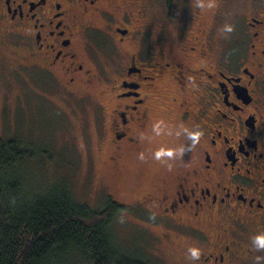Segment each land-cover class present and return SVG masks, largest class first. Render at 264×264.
Masks as SVG:
<instances>
[{
	"label": "flooded vegetation",
	"instance_id": "flooded-vegetation-1",
	"mask_svg": "<svg viewBox=\"0 0 264 264\" xmlns=\"http://www.w3.org/2000/svg\"><path fill=\"white\" fill-rule=\"evenodd\" d=\"M5 53L20 58L25 120L53 100L91 105L113 169L139 163L158 126L181 133L185 156L132 210L155 245L200 249L189 264H264V0H0Z\"/></svg>",
	"mask_w": 264,
	"mask_h": 264
},
{
	"label": "rangeland",
	"instance_id": "rangeland-1",
	"mask_svg": "<svg viewBox=\"0 0 264 264\" xmlns=\"http://www.w3.org/2000/svg\"><path fill=\"white\" fill-rule=\"evenodd\" d=\"M232 13L233 3L223 10L224 19L219 25L216 23L217 36L221 40L228 38ZM17 60L20 58L8 53L0 57V138L14 140L24 153L20 167L27 171L25 181L29 191L37 185L48 189L64 183L69 186L75 201L92 209H100L104 195L111 194L118 204L129 210L116 218L112 232L114 242L128 255L141 251L147 264H189L185 259L187 252L184 256L163 245H155L152 237L159 235L158 230L146 224L149 219L145 223L140 215L132 212L136 198L148 190L153 179L167 178L185 156L181 143L176 142L181 133L167 124L158 126L139 163L129 165L127 169H113L107 163V153L101 147L92 122L91 105L74 100L67 104L53 100L54 106L46 110L50 116L25 120L19 98L20 79L10 72ZM159 117L163 115L159 114ZM168 151L174 155H164L160 160L154 158L156 152ZM181 246L187 245L182 243ZM67 264L82 263L71 257Z\"/></svg>",
	"mask_w": 264,
	"mask_h": 264
},
{
	"label": "trees",
	"instance_id": "trees-1",
	"mask_svg": "<svg viewBox=\"0 0 264 264\" xmlns=\"http://www.w3.org/2000/svg\"><path fill=\"white\" fill-rule=\"evenodd\" d=\"M0 138V264H147L141 251L128 255L114 242L113 226L127 209L104 200L92 209L73 198L69 186L30 190L24 153ZM113 238V239H112Z\"/></svg>",
	"mask_w": 264,
	"mask_h": 264
},
{
	"label": "clouds",
	"instance_id": "clouds-1",
	"mask_svg": "<svg viewBox=\"0 0 264 264\" xmlns=\"http://www.w3.org/2000/svg\"><path fill=\"white\" fill-rule=\"evenodd\" d=\"M231 28H228L227 31H231ZM203 135L202 132H194V133H190L189 136L190 138L193 140V143H197L200 139V137ZM167 155L168 157H172L174 155V153L172 151H168V152H156L154 158L156 160H160L162 156ZM141 159H143V156H141ZM254 244L256 245V247L258 249H264V234H260L257 235L254 238ZM188 255L190 257L191 260H198L200 259L201 256V250L198 248H189L188 249ZM260 258L258 257L257 260H259Z\"/></svg>",
	"mask_w": 264,
	"mask_h": 264
}]
</instances>
